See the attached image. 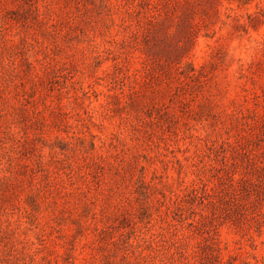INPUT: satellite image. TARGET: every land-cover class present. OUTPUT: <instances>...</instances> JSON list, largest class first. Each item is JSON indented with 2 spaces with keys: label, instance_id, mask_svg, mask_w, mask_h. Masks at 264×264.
<instances>
[{
  "label": "rangeland",
  "instance_id": "1",
  "mask_svg": "<svg viewBox=\"0 0 264 264\" xmlns=\"http://www.w3.org/2000/svg\"><path fill=\"white\" fill-rule=\"evenodd\" d=\"M0 264H264V0H0Z\"/></svg>",
  "mask_w": 264,
  "mask_h": 264
}]
</instances>
